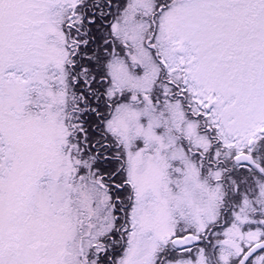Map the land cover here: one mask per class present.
<instances>
[{
    "label": "snow or ice",
    "instance_id": "snow-or-ice-1",
    "mask_svg": "<svg viewBox=\"0 0 264 264\" xmlns=\"http://www.w3.org/2000/svg\"><path fill=\"white\" fill-rule=\"evenodd\" d=\"M0 264H264V0H0Z\"/></svg>",
    "mask_w": 264,
    "mask_h": 264
}]
</instances>
